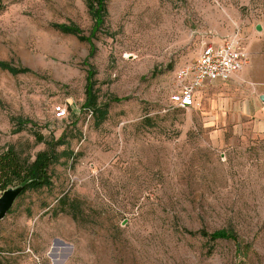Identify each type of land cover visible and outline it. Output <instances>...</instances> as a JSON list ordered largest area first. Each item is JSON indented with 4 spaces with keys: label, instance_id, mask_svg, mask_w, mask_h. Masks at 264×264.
Returning a JSON list of instances; mask_svg holds the SVG:
<instances>
[{
    "label": "rangeland",
    "instance_id": "1",
    "mask_svg": "<svg viewBox=\"0 0 264 264\" xmlns=\"http://www.w3.org/2000/svg\"><path fill=\"white\" fill-rule=\"evenodd\" d=\"M0 151L24 160L63 135L51 186L18 196L0 220V264H264V0H105L79 42L50 27L92 26L83 0H2ZM259 28V29H258ZM234 38L248 63L174 107V73ZM95 125L82 109L86 69ZM65 109L56 119L54 107ZM16 119L28 121L19 131ZM1 193V192H0ZM79 201L77 221L57 200ZM226 229L210 242L186 231Z\"/></svg>",
    "mask_w": 264,
    "mask_h": 264
},
{
    "label": "trees",
    "instance_id": "2",
    "mask_svg": "<svg viewBox=\"0 0 264 264\" xmlns=\"http://www.w3.org/2000/svg\"><path fill=\"white\" fill-rule=\"evenodd\" d=\"M83 2L92 23L89 36H83L82 31L72 23L51 24L50 27L61 34L73 36L79 42H86L89 46L88 54L91 56L94 51V46L90 42V38L102 27L103 18L105 16V0H83ZM1 3L2 0H0V9L2 8ZM84 65L87 69L83 89L84 101L81 107L90 112L93 116L94 124L98 125L103 121L106 115L108 103L119 102L122 99L110 97L105 103H97V98L93 89L95 84L93 76L95 72L89 64ZM0 69L11 75L29 72L27 69L15 68L2 61H0ZM14 121L16 124V130L14 133L19 132L24 127V123H29L27 120L22 121L20 119ZM33 136L35 137L36 143H44L45 148L37 151L33 155L31 161L22 159L12 147H6L4 150L0 151V192L7 188L18 187L21 188L17 195L18 197L25 192H33L51 186L49 168L57 163L58 159L64 155L62 151H56L57 147L63 145V135H60L57 139H53L49 142L43 141L42 136L38 134H34ZM79 204L78 200H69L66 196H61L57 200L59 212L68 215L73 221H77L78 219L77 212L80 210ZM186 233L191 236L200 235L210 242H215L217 240H230L237 245L236 235L226 229H219L212 232H206L205 230L194 232L186 231Z\"/></svg>",
    "mask_w": 264,
    "mask_h": 264
},
{
    "label": "built area",
    "instance_id": "3",
    "mask_svg": "<svg viewBox=\"0 0 264 264\" xmlns=\"http://www.w3.org/2000/svg\"><path fill=\"white\" fill-rule=\"evenodd\" d=\"M247 63V53L234 38L224 40L217 46H205L194 61L176 69L174 80L177 90L170 95V103L177 108L193 107L196 92L205 84L227 82ZM53 113L56 119L65 117V109L61 106L54 107Z\"/></svg>",
    "mask_w": 264,
    "mask_h": 264
},
{
    "label": "water",
    "instance_id": "4",
    "mask_svg": "<svg viewBox=\"0 0 264 264\" xmlns=\"http://www.w3.org/2000/svg\"><path fill=\"white\" fill-rule=\"evenodd\" d=\"M259 29V28H258ZM21 188H7L0 193V220L12 206Z\"/></svg>",
    "mask_w": 264,
    "mask_h": 264
},
{
    "label": "crops",
    "instance_id": "5",
    "mask_svg": "<svg viewBox=\"0 0 264 264\" xmlns=\"http://www.w3.org/2000/svg\"><path fill=\"white\" fill-rule=\"evenodd\" d=\"M220 43H216V44H212V45H214V46H217V45H219ZM244 68V67H243ZM231 80V79H230ZM228 82V81H227ZM221 84V83H226V82H221V81H216V82H211V83H207V84H205V86L202 88V89H200L198 92H196V98H197V95H198V93L201 91V90H203L204 88H207V87H210V86H213V85H215V84Z\"/></svg>",
    "mask_w": 264,
    "mask_h": 264
}]
</instances>
